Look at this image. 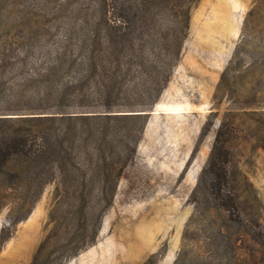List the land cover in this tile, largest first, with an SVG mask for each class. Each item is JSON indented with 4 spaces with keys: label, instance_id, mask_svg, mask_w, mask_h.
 I'll use <instances>...</instances> for the list:
<instances>
[{
    "label": "trees",
    "instance_id": "trees-1",
    "mask_svg": "<svg viewBox=\"0 0 264 264\" xmlns=\"http://www.w3.org/2000/svg\"><path fill=\"white\" fill-rule=\"evenodd\" d=\"M198 1L84 0L69 18L60 19L69 0H49L44 34L38 19L1 12L5 0H0V209L8 208L0 244L28 216L47 184L62 197L59 204L69 203L76 222L93 203L87 196L97 195L95 204L105 197L111 202L123 170L136 154L148 111L180 60ZM58 23L60 31L55 32ZM253 121V130L239 132L219 122L191 190V217L240 213L234 144L251 138L264 151V119ZM100 219L101 212L91 234L75 226L57 237L51 249L54 230L49 232L45 262L54 252L70 255L93 242ZM223 228L213 230L217 238L211 251L219 257L239 253L238 244L224 241ZM240 228L233 225L228 233ZM256 236L255 250L264 259V231L258 229Z\"/></svg>",
    "mask_w": 264,
    "mask_h": 264
},
{
    "label": "rangeland",
    "instance_id": "rangeland-1",
    "mask_svg": "<svg viewBox=\"0 0 264 264\" xmlns=\"http://www.w3.org/2000/svg\"><path fill=\"white\" fill-rule=\"evenodd\" d=\"M83 1L69 0L58 17L69 18ZM51 6L49 0H5L1 12L38 19L45 34ZM254 110L261 114L252 116ZM260 116L264 119V0H199L180 60L148 111L136 154L111 202L105 197L95 204L97 195L87 196L93 203L76 222L69 203L59 204L62 197L47 184L28 216L0 244V264H173L179 253L178 264H264L255 250L257 230L264 231V151L254 139L234 144L239 214L191 217L190 195L219 122H228L233 132L253 130V118ZM7 212V206L0 209V228L7 224ZM100 212L93 242L70 255L54 252L45 262L49 232L54 230L49 249L75 226L89 235ZM218 225L224 227V241L238 244L239 253L219 257L211 251ZM233 225L241 232L229 234Z\"/></svg>",
    "mask_w": 264,
    "mask_h": 264
},
{
    "label": "water",
    "instance_id": "water-1",
    "mask_svg": "<svg viewBox=\"0 0 264 264\" xmlns=\"http://www.w3.org/2000/svg\"><path fill=\"white\" fill-rule=\"evenodd\" d=\"M126 113H131V112H126ZM142 113V112H141Z\"/></svg>",
    "mask_w": 264,
    "mask_h": 264
}]
</instances>
